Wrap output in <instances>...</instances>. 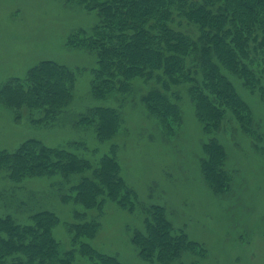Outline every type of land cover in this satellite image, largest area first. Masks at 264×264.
<instances>
[{
	"label": "trees",
	"instance_id": "obj_1",
	"mask_svg": "<svg viewBox=\"0 0 264 264\" xmlns=\"http://www.w3.org/2000/svg\"><path fill=\"white\" fill-rule=\"evenodd\" d=\"M67 1L100 16L93 29H80L68 39V44L86 47L97 56L91 83L95 97L141 93L149 114L166 135H173L183 117L181 97L172 90L186 85L207 132L219 129L231 111L258 141L263 140L250 103L235 79L242 80L249 91L264 94V0ZM76 80L74 69L44 59L26 76L0 84V106L13 109L17 118L29 113L33 123L52 125L73 99ZM78 123L91 125L104 141L122 131L124 114L112 106H95ZM204 148V178L213 191L223 193L230 184L224 146L212 139ZM0 170L13 183L7 191L15 194L28 177L59 175L74 193L63 196L65 201L74 198L86 209L98 208L101 214L108 199L131 211L138 206L137 192L121 174L116 144L93 163L73 149L29 138L14 151L0 150ZM73 175H79L77 181ZM14 204L12 197L10 205ZM144 209L145 228L132 235L144 259L166 264L185 251H206L183 230L175 229L165 206L153 204ZM75 215L77 221L70 226L72 241L83 256L94 264H129L84 239L98 233L100 221L81 212ZM58 221L57 214L48 209L32 214L26 224L10 213L0 214V264H74L76 248L62 252L53 235Z\"/></svg>",
	"mask_w": 264,
	"mask_h": 264
},
{
	"label": "rangeland",
	"instance_id": "obj_2",
	"mask_svg": "<svg viewBox=\"0 0 264 264\" xmlns=\"http://www.w3.org/2000/svg\"><path fill=\"white\" fill-rule=\"evenodd\" d=\"M99 22L96 11L76 2L0 0V84L26 76L44 59L65 64L77 75L73 99L52 125L33 123L29 113L17 118L13 109L0 106V150L14 151L25 140L38 138L49 146L73 149L96 163L116 144L121 174L137 192L138 206L131 211L108 199L101 214L98 208L86 209L74 198L65 201L63 196L74 193L59 175L28 177L15 194L7 191L13 183L0 170V214L10 213L26 224L40 210L54 211L59 221L53 235L62 252L76 248L74 264H94L73 244L70 226L77 221L76 212L100 221L98 233L84 238L99 251L129 264H163L144 259L132 242L133 233L145 228L144 207L160 204L166 207L175 229L183 230L206 249L204 253L185 251L166 264H264V94L249 91L242 80L235 79L236 87L250 103L262 141L231 111L219 129L207 132L186 85L172 90L181 97L183 122L176 134L166 135L147 111L141 93L134 97L94 96L91 83L97 56L86 47L68 44V39ZM95 106H112L124 114V127L115 137L101 141L91 125L78 123L81 115ZM212 139L226 152L230 184L223 193L211 189L201 169L205 143ZM78 178L73 175V181ZM12 197L14 205H10Z\"/></svg>",
	"mask_w": 264,
	"mask_h": 264
}]
</instances>
